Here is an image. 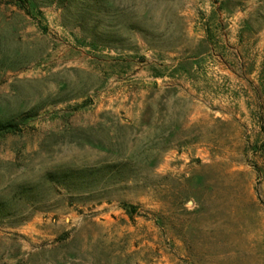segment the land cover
<instances>
[{
	"label": "rangeland",
	"instance_id": "rangeland-1",
	"mask_svg": "<svg viewBox=\"0 0 264 264\" xmlns=\"http://www.w3.org/2000/svg\"><path fill=\"white\" fill-rule=\"evenodd\" d=\"M7 121L0 264H264V0H0Z\"/></svg>",
	"mask_w": 264,
	"mask_h": 264
},
{
	"label": "trees",
	"instance_id": "trees-1",
	"mask_svg": "<svg viewBox=\"0 0 264 264\" xmlns=\"http://www.w3.org/2000/svg\"><path fill=\"white\" fill-rule=\"evenodd\" d=\"M16 129V124L7 121V122H0V133L1 132H13ZM86 171V169H76V170H69L67 172H63L60 177H56L53 174H48L49 180H56L61 183H65L67 181H70L75 177L76 179H80V175L82 172ZM73 176V177H72ZM5 210V203L3 201H0V217L6 216L8 213Z\"/></svg>",
	"mask_w": 264,
	"mask_h": 264
}]
</instances>
